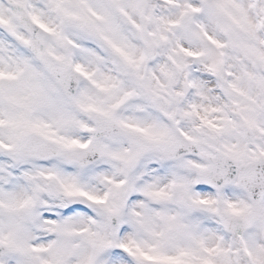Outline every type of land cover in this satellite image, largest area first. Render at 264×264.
Listing matches in <instances>:
<instances>
[{"label": "snow or ice", "instance_id": "1", "mask_svg": "<svg viewBox=\"0 0 264 264\" xmlns=\"http://www.w3.org/2000/svg\"><path fill=\"white\" fill-rule=\"evenodd\" d=\"M0 264H264V0H0Z\"/></svg>", "mask_w": 264, "mask_h": 264}]
</instances>
